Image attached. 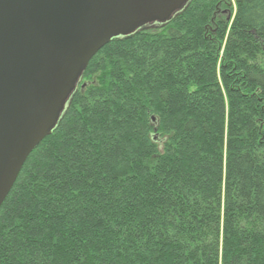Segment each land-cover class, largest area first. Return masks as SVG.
Masks as SVG:
<instances>
[{
	"label": "trees",
	"instance_id": "16d2710c",
	"mask_svg": "<svg viewBox=\"0 0 264 264\" xmlns=\"http://www.w3.org/2000/svg\"><path fill=\"white\" fill-rule=\"evenodd\" d=\"M0 264H264V0L103 47L0 208Z\"/></svg>",
	"mask_w": 264,
	"mask_h": 264
},
{
	"label": "water",
	"instance_id": "95a60500",
	"mask_svg": "<svg viewBox=\"0 0 264 264\" xmlns=\"http://www.w3.org/2000/svg\"><path fill=\"white\" fill-rule=\"evenodd\" d=\"M191 0H0V208L92 58Z\"/></svg>",
	"mask_w": 264,
	"mask_h": 264
},
{
	"label": "rangeland",
	"instance_id": "374dc122",
	"mask_svg": "<svg viewBox=\"0 0 264 264\" xmlns=\"http://www.w3.org/2000/svg\"><path fill=\"white\" fill-rule=\"evenodd\" d=\"M82 79H83V77H82ZM82 79H81V81H80V82H82ZM80 82H79V83H80ZM78 86H79V84H78Z\"/></svg>",
	"mask_w": 264,
	"mask_h": 264
}]
</instances>
